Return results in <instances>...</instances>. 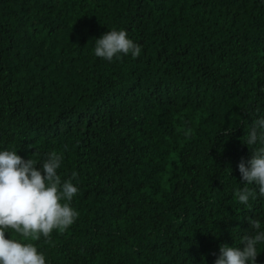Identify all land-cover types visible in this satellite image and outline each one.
<instances>
[{
  "label": "trees",
  "instance_id": "1",
  "mask_svg": "<svg viewBox=\"0 0 264 264\" xmlns=\"http://www.w3.org/2000/svg\"><path fill=\"white\" fill-rule=\"evenodd\" d=\"M113 28L139 57L95 55ZM260 118L264 0H0V150L37 168L62 153L78 188L71 226L22 240L46 264H214L242 247L250 219L264 229L238 169Z\"/></svg>",
  "mask_w": 264,
  "mask_h": 264
},
{
  "label": "clouds",
  "instance_id": "2",
  "mask_svg": "<svg viewBox=\"0 0 264 264\" xmlns=\"http://www.w3.org/2000/svg\"><path fill=\"white\" fill-rule=\"evenodd\" d=\"M140 52L141 46L123 29L113 28L95 41V55L108 61L121 54L137 58ZM257 141L262 146L251 150V158L241 160L238 169L245 185L255 184L259 195L264 196V118L254 122L246 144ZM62 159V153L52 152L37 168L38 163L24 159L17 151L0 150V264H46L44 254L33 243L22 240L48 238L54 229L63 232L77 218L70 202L78 188L72 179L62 181L58 175ZM72 177L78 178L77 173ZM254 195L247 187L235 192L245 205ZM249 224L253 233L241 236L239 245L243 246L221 244L214 264H257V246L264 243V229L259 220L250 219ZM9 230L22 239L12 238Z\"/></svg>",
  "mask_w": 264,
  "mask_h": 264
}]
</instances>
